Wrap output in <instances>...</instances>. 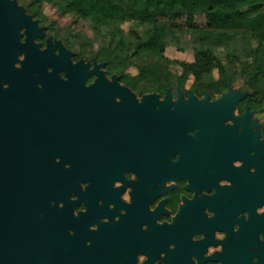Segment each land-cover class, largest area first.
Masks as SVG:
<instances>
[{"label":"flooded vegetation","instance_id":"1","mask_svg":"<svg viewBox=\"0 0 264 264\" xmlns=\"http://www.w3.org/2000/svg\"><path fill=\"white\" fill-rule=\"evenodd\" d=\"M15 2L0 0V264H264V117L241 79L140 92Z\"/></svg>","mask_w":264,"mask_h":264},{"label":"trees","instance_id":"2","mask_svg":"<svg viewBox=\"0 0 264 264\" xmlns=\"http://www.w3.org/2000/svg\"><path fill=\"white\" fill-rule=\"evenodd\" d=\"M41 10L48 5L60 15L87 22L100 38L97 53L138 91L171 83L170 66L180 68L178 83L188 78L203 84L232 87L241 79L249 104L264 105V0H20ZM203 15L198 24L195 17ZM127 24V25H126ZM192 50V58L171 57L169 47ZM222 53H218V50ZM135 66L136 73L128 67Z\"/></svg>","mask_w":264,"mask_h":264},{"label":"rangeland","instance_id":"3","mask_svg":"<svg viewBox=\"0 0 264 264\" xmlns=\"http://www.w3.org/2000/svg\"><path fill=\"white\" fill-rule=\"evenodd\" d=\"M44 9L49 14V18L54 20L63 30L68 31L70 37L75 38L78 42H86L88 40L95 49L100 46V38L91 31L87 22L75 18L74 16L60 15L59 13L53 11V8L48 5L44 6ZM257 10L264 11V3L258 5ZM195 22L198 24H203L205 22L204 16L203 15L196 16ZM167 53L171 57L186 58V59L192 58V50L189 48L186 49L185 51H178L176 50L175 47L172 46L168 48ZM218 53L220 54L222 53V51L219 49ZM169 68L172 75V77L170 78L171 81L173 83L175 82L178 83L176 79V74L180 73L181 71L180 68L172 65ZM128 71L134 74L137 72V69L135 66H130L128 67ZM216 75H217V70L213 69L208 73L207 76L204 77V80L205 81L212 80L216 77ZM184 83H190L189 79L188 81L186 80ZM258 116L264 117V105L260 107V112Z\"/></svg>","mask_w":264,"mask_h":264},{"label":"water","instance_id":"4","mask_svg":"<svg viewBox=\"0 0 264 264\" xmlns=\"http://www.w3.org/2000/svg\"><path fill=\"white\" fill-rule=\"evenodd\" d=\"M16 2H15V0H5V5H6V7L8 8L9 6H12V5H14ZM80 81H78L77 79H74V83L75 84H80L79 83ZM101 83H102V85H104V81L102 80L101 81ZM244 96V94L241 92V98ZM147 95H145V97L144 98H142V100H141V103H137V101H136V98L135 97H133L132 99H130V100H134V107H136L137 108V110H135V118H139V117H141L142 116V110L144 109L143 108V105H142V103H143V101H146L147 100ZM138 111V113H136ZM247 114V111L244 113V115H246ZM2 249H5V244L3 243V241L1 240V238H0V250H2Z\"/></svg>","mask_w":264,"mask_h":264}]
</instances>
